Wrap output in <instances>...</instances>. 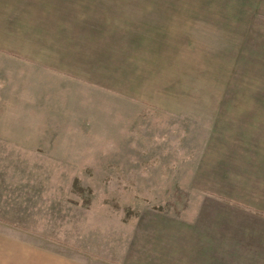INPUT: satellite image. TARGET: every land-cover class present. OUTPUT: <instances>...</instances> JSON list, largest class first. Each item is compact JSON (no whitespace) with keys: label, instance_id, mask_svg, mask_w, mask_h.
Instances as JSON below:
<instances>
[{"label":"rangeland","instance_id":"1","mask_svg":"<svg viewBox=\"0 0 264 264\" xmlns=\"http://www.w3.org/2000/svg\"><path fill=\"white\" fill-rule=\"evenodd\" d=\"M135 2L151 6L155 42L75 38L89 41L75 59L67 32L60 55L0 57V212L12 239L111 259L167 221L198 264V246L218 241L203 227L264 230V59L171 31L210 0Z\"/></svg>","mask_w":264,"mask_h":264},{"label":"crops","instance_id":"2","mask_svg":"<svg viewBox=\"0 0 264 264\" xmlns=\"http://www.w3.org/2000/svg\"><path fill=\"white\" fill-rule=\"evenodd\" d=\"M210 1L187 8L194 13V18L183 21L179 31H171L179 32L187 42L250 43L253 47L249 49L246 45L242 53L251 50L260 54L253 57L264 59V0ZM150 14L151 6L142 8L135 0H0V57L26 58L28 54L24 51L33 50H52L60 55L64 47L60 37L67 32L72 35L75 59L87 58L84 51L87 52L85 45L89 43L78 44L80 40L75 38L86 40L93 36L97 44L108 43L110 40L104 33L114 31L117 41L112 42H155L152 28L144 26ZM124 24L129 27L123 28ZM136 25L143 28L137 29ZM44 42L56 45L44 49ZM209 103L202 106H215ZM257 215L264 218V213L257 212ZM202 230L198 233L200 236L214 235L218 241L202 242L198 246L197 254L201 252L198 258L200 261L204 258V262L198 264H264L263 229L230 227L222 230L210 226ZM180 231L174 233L167 221L150 220L133 235L132 247L118 248L119 258L111 259L65 250L56 242L38 238H31L36 239L34 241L25 237L12 239L10 217L0 212V264H188L189 255L182 251L188 238L186 232ZM174 243L181 248L175 253Z\"/></svg>","mask_w":264,"mask_h":264}]
</instances>
